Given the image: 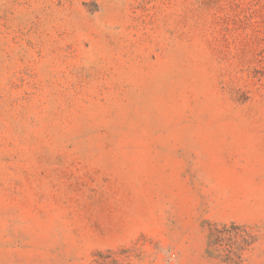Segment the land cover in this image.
Here are the masks:
<instances>
[{"label":"rangeland","instance_id":"obj_1","mask_svg":"<svg viewBox=\"0 0 264 264\" xmlns=\"http://www.w3.org/2000/svg\"><path fill=\"white\" fill-rule=\"evenodd\" d=\"M0 264H264V0H0Z\"/></svg>","mask_w":264,"mask_h":264}]
</instances>
